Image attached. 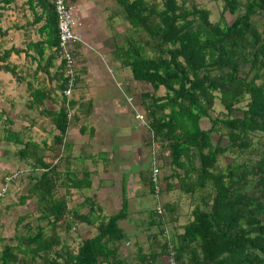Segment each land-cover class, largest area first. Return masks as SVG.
<instances>
[{"label": "trees", "instance_id": "trees-1", "mask_svg": "<svg viewBox=\"0 0 264 264\" xmlns=\"http://www.w3.org/2000/svg\"><path fill=\"white\" fill-rule=\"evenodd\" d=\"M10 1L46 12L42 28L51 34L60 61V80L54 88L61 102L56 109L48 106L51 87L45 86L27 100L26 106L39 108L53 130L41 122L43 129H35L39 142L21 139L18 133L13 139L21 144L14 153L27 166L31 181L17 202L36 197L38 214L34 230L25 213L16 220L24 231L17 235L15 225L8 242L0 237V264H264V0H219L215 21L193 0H110L117 10L108 17L119 14L128 24L114 33L112 52L128 68L129 79L141 87L138 107L146 133L140 141L150 150L156 145L147 166L139 168L138 186L141 193L157 197L173 189L175 180L193 204L181 223L169 201L148 210L147 224L157 226L160 239L147 234V251L137 245L133 253H126L130 262L120 251L125 232L120 222L129 212L124 180L121 203L113 214L104 213L94 195L67 206L70 189L88 188L93 171L77 164L69 168L70 159L81 157L70 152L68 129L75 124L78 134L90 139L92 126L78 121L92 107L88 101L78 103L71 113L74 101L63 94L67 79L58 55L53 1ZM65 1L73 6L74 0ZM224 11L232 15L230 21ZM37 43L31 45L38 50ZM1 48L0 70H14L4 61L10 47ZM67 49L73 59V51ZM74 71L71 90L78 75ZM40 114L29 115V124L19 126L18 132L31 130ZM202 119L207 127L200 126ZM10 120L2 121L6 131ZM225 156L230 157L221 161ZM62 163L65 168L60 171ZM151 166L156 171L169 168L162 175L164 185L157 173L153 182ZM57 187L62 194H56ZM76 222L94 231L73 248L57 230L68 232ZM162 256L171 262L163 263Z\"/></svg>", "mask_w": 264, "mask_h": 264}, {"label": "rangeland", "instance_id": "rangeland-1", "mask_svg": "<svg viewBox=\"0 0 264 264\" xmlns=\"http://www.w3.org/2000/svg\"><path fill=\"white\" fill-rule=\"evenodd\" d=\"M0 1V11L3 14V17H6L8 12L10 13L16 8L15 4L10 0ZM193 1L199 3L201 6L209 10L210 21H215L218 18V13L221 9V1ZM101 6L102 7L99 9V16L101 18V21L96 25L97 30L102 34L110 36V38H112V33H117L119 26L127 27L128 24L126 21L121 19V16L119 14H114L112 18H109L107 16L112 11L117 10V6L110 0H103ZM3 17H0V21H2V23L4 19ZM224 17L227 21H230L232 15H230L227 11H224ZM108 53L110 54V56L107 54V58L110 59V64L116 72V66L118 65L120 67V62L119 60L112 58L113 52ZM10 80L11 74L9 73V71L0 70V189L3 188V185L5 184V190L0 200V237L4 240V242H8V238L12 237L15 225H17V235L21 229L24 231L23 227L20 226L19 222L16 223V220L25 213L26 220L30 221V228L34 230L33 227L34 224L37 223L36 216L38 214V211L36 210V197L26 199L23 204H19L17 202L18 194H24L31 181L29 182V184L23 183L24 179L26 178L27 169L25 168H27V166L24 165V163L15 156L14 152L16 148L21 146V144L16 143L13 139L17 133L20 134L21 139L30 138L39 142L40 138L36 135V131L34 129L25 130L21 133L18 132L19 126L23 125L22 121H27V119L23 116L25 110L29 107L25 105V103H27V100L22 99L23 87L20 90H17V94H12L10 100L3 99L1 92H3L5 96H8L11 95L10 91L13 90L10 88L14 85V83H11L13 81V78L12 81ZM114 80H119L122 82L126 81L127 84L125 86L126 92L122 90L124 92V95L121 96L120 93L117 94V97L120 100L119 103L122 104V107H127V103L129 102L131 106L132 104H136V106H138V101H140L138 90L141 87L137 85V83L133 85V81L129 79L128 68L124 66L123 71L119 72L118 76H115ZM92 83L93 76H91L89 73L83 77H80L77 82L76 88L72 89L71 98L75 99L76 101L92 98V105L95 106L96 103H98V101L100 100V98L103 97V93L106 90L99 89L95 84ZM127 87L130 89L127 90ZM160 91L161 88L157 90V94H159ZM50 104L55 105L57 104V101H50V103H48V106H50ZM215 104L217 105V101ZM216 107L217 106H215V108ZM130 108L128 107L129 110ZM137 110L138 112L140 111L142 113L140 107L137 108ZM31 112L33 113V115L40 114L39 110H37V108L35 107L31 108ZM123 113L124 114L120 116L119 119L115 118V122L107 120L103 123L97 122L98 120L94 118L93 112L87 115L85 118H83L84 116L80 115L81 118L78 121V124L82 121L83 123H85V125L92 126L94 135L89 141H86L85 137H81V135L78 134L77 126L75 124L70 125L68 129V139L69 141H71L72 146L70 152L74 155H79L81 158H79V160L74 161H71L70 159L69 168H72L77 164L79 165L77 166V168H80L81 165H84L87 167V169H91L93 171L89 175L91 181L90 186L81 190L70 189V194L66 196V198L68 207H71L74 204L80 202L84 198V196L94 195V199H96L95 195L98 194V189H96L95 187H97L98 185H106L105 190L107 192H104V195L107 198L102 200V202H100V205L104 209V213L108 215L113 214L118 210L119 205L121 203V193L119 185L121 183H119L117 177L121 173V170H125L128 168L129 172L133 174L134 178H130L131 182L127 180L124 182L125 184L123 196L127 199L128 208L129 210H131V212L129 211L126 214V218L123 221V226H128L130 229H123L125 231L124 236L122 238V240L124 241V246L121 247L120 251L123 254V257L126 258V261L130 262L131 257L126 253H133V249L137 245L143 246V250L147 251V234L154 233L155 237L157 239H160V234L158 233L159 231L157 226H153L154 224H147V220H149L150 218L147 213L148 210L152 209L155 204L160 203L159 205H161L162 202L169 201L175 205V208H177V211L175 210V212L179 214V216L177 217V221L181 223L184 220V217L189 214L193 204H190L191 200L188 195L183 194L180 190H178V188L176 187L177 182L174 179L173 183L175 187L171 190L160 192L157 197H154L149 193H140L139 189L137 190V186H140V182L137 180L135 170L139 169L141 166H143V168L147 166V160L151 157V151H155L156 145L151 148L152 150H150V148L145 147L142 141H138L135 135L132 137L131 134L129 135V132L126 133V131H128V126L131 128V130L132 127L135 128L133 132L136 133L138 138L141 137V135H145V120L141 115L142 121L139 125V119H135L136 117L134 118L133 113H131L130 111L127 112L125 110H123ZM5 117L11 118V123L10 125H8L7 131L5 129L6 125L2 124V121ZM35 121L39 122V124L42 122L45 128H47V130H53V128H51L50 124H48L47 122L48 118L43 116L42 114H40L39 117L37 116ZM207 125V120L202 119L200 121L201 127L204 128L207 127ZM4 134H6L7 138L4 137ZM70 134L75 135L70 136ZM84 135L87 136V134ZM99 136L102 140H104V138H107L108 136H111V141H97V137ZM129 137H132V139L134 138V140L130 139ZM98 142L106 143L107 147L104 146L99 149ZM125 143L126 146L124 147ZM133 144H135V146H138L139 148L137 150L132 149ZM100 152H105L104 155H106L107 157L106 160L102 159V155L100 154ZM229 157L230 156H225L221 158V161L228 160ZM153 165H155V163H153ZM64 168L65 165L62 163L59 169L61 171ZM168 172L169 168L167 166L157 169L156 173L158 174L160 185H164L162 175ZM14 175L15 179L13 178ZM106 175L110 176L108 178H104V176ZM6 177H8L9 180H6ZM18 177H21V181L18 180ZM112 177H115L116 179L114 178L115 180H113ZM108 181L110 184L113 185V188L110 187V184H105ZM57 188L58 190L56 194H62L63 189L61 187ZM107 205H109V207H106ZM165 228H167L166 231L168 233V226ZM93 231L94 230L92 226L76 222L73 224L70 230H68V232H64L60 229L57 230V234L59 235V237H66V243L75 248L78 242L80 241V238L90 236L91 234H93ZM2 244V241H0V246ZM161 261L163 263H168L170 259L167 256H162Z\"/></svg>", "mask_w": 264, "mask_h": 264}, {"label": "crops", "instance_id": "crops-1", "mask_svg": "<svg viewBox=\"0 0 264 264\" xmlns=\"http://www.w3.org/2000/svg\"><path fill=\"white\" fill-rule=\"evenodd\" d=\"M72 4L74 7L73 13L79 18V21L81 23L80 29L82 32V40L69 45L70 49L73 51V69L75 70L74 72H77L78 74L74 88H76L79 78L89 73L91 76H93L92 84H95L99 89H105L106 91L103 93V97L100 98V100L98 101V103H96L95 106L92 105V98H81L82 100L76 101L75 99L71 98L70 94L69 99H72L74 101L73 109H70V112L72 113L73 111L78 109V103H86L88 101L92 107L94 118L98 120L97 122L103 123L107 120L115 122L116 119H119V117L124 114L123 110H125L127 112L130 111L131 113H133L134 118L136 117L135 119H139L138 124L140 125V122L142 121L140 120V115L142 113L140 111L138 112L137 108L139 107L136 106V104H132L131 106L129 102L127 103V107L123 108L122 104L119 103V98L117 97L118 93H120L121 96L124 95V92L122 90L126 92L125 86L127 84L126 81L122 82L119 80H114L115 76H118V73L123 71L124 66L120 65L119 67L117 65V70L115 72V70L110 64V59L107 58V54L110 56L108 52L112 53V47L115 38L114 33H112V38H110V36H106L97 30L96 25L101 21V18L99 16V9L102 7V0H74ZM45 16L46 12H40L39 6H29L27 4L24 5L23 8L16 7L14 10H12V12H8L6 17H3V14L0 11V17L4 18L3 23L2 21H0V52L3 51L1 46L8 48L10 47V49L8 50L7 58H5L4 61L8 62L9 67L14 68V70H12L11 68L9 71V73L11 74L10 81H12L13 78V81L11 83H14V85L10 87L11 89H13L10 91L11 95H6L7 98L3 92H1V95L3 96V99L10 100L12 94H17V90H20L23 87L22 99L30 100L33 96L36 97L35 95L40 93L38 87H51V91L49 93L50 96L47 100L57 101V104H55L56 106L54 104H50L51 108L56 109L61 102L59 101L60 98L58 99L56 97V94L58 92L56 91V87L54 88V85L56 84V82H58L59 79L57 78V75H61L60 61L55 54V45L53 43L51 34L47 31H44L42 28L43 25L44 28H46ZM121 29L122 27L119 26L117 32L121 31ZM36 41L38 43L35 46L39 47L38 50L31 45V43ZM14 48H17L19 52H17ZM22 49H26V51H22ZM112 58L115 59L114 55H112ZM126 89L128 90L130 88L127 87ZM128 107H131L130 110L128 109ZM37 110H39V108ZM29 115H33V113L31 112V108H27L24 112L23 117L27 119V121H22L24 125L29 124ZM32 123L33 126L31 130H40L42 128V126L39 125V122L33 121ZM127 128L128 131H126V133L129 132V135L131 134L132 137L135 135L136 139L139 141L140 137L138 138L136 133L133 132L135 128L132 127V130L128 126ZM73 135L75 134H70V136ZM81 137H85L86 141H89L92 138L91 137L90 139H88L85 135H81ZM132 137L129 138L132 139ZM97 139V141L100 140L107 142V140L111 141V136L104 138V140L100 139L99 136L97 137ZM132 140H134V138ZM104 146L107 147V144L98 142L99 149ZM125 146L126 143L124 144V147ZM138 148V146H135V144H133L132 149L137 150ZM100 154L102 155V159H107L106 155H104L105 152H100ZM139 170L140 169L135 170L137 180ZM109 176L110 175H106L104 176V178H108ZM112 178L113 180L116 179L115 177ZM117 178L119 183H121V181L123 180L124 182L126 180L131 182L130 178L133 179L134 177L133 174L130 173L129 169L127 168L125 170H121V173ZM19 179L20 178L18 177V180ZM23 183L29 184L27 178L24 179ZM105 184L110 183L108 181ZM119 185L121 190V184ZM110 187L113 188V185L110 184ZM95 188L98 189V194L95 195V201L100 203L102 202V200L107 198L104 195V192H107L105 190L106 185H98ZM138 189L141 193L139 186H137V190ZM106 207H109V205H107ZM101 210L104 212L103 208ZM129 211L131 212V210ZM123 221L124 220L120 222V226L123 229L129 230L130 228L128 226H123Z\"/></svg>", "mask_w": 264, "mask_h": 264}, {"label": "built area", "instance_id": "built-area-1", "mask_svg": "<svg viewBox=\"0 0 264 264\" xmlns=\"http://www.w3.org/2000/svg\"><path fill=\"white\" fill-rule=\"evenodd\" d=\"M54 5V11L56 14L57 29H58V42L57 45L60 48L59 57L63 61L62 68L64 75L66 76V89L63 90V94L68 96L71 91L72 84L74 83L73 70V59L70 54V50L67 49L70 44L77 43L82 40V32L80 29V21L77 16L73 13V6L67 3L65 0H52ZM69 50V51H68ZM140 117V116H139ZM156 168L152 167V180L156 182ZM9 180L8 177L5 178ZM5 185V184H4ZM0 189V198L4 193L5 187ZM157 191V187L155 186ZM155 191V192H156ZM169 258V257H168ZM170 259V258H169ZM171 262V260L169 261Z\"/></svg>", "mask_w": 264, "mask_h": 264}, {"label": "clouds", "instance_id": "clouds-1", "mask_svg": "<svg viewBox=\"0 0 264 264\" xmlns=\"http://www.w3.org/2000/svg\"><path fill=\"white\" fill-rule=\"evenodd\" d=\"M72 90L70 91V93L68 94V96H65L66 98H69L70 94H71Z\"/></svg>", "mask_w": 264, "mask_h": 264}]
</instances>
